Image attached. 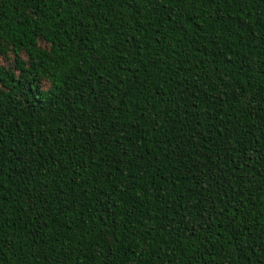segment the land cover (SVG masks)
Here are the masks:
<instances>
[{
    "label": "trees",
    "instance_id": "trees-1",
    "mask_svg": "<svg viewBox=\"0 0 264 264\" xmlns=\"http://www.w3.org/2000/svg\"><path fill=\"white\" fill-rule=\"evenodd\" d=\"M0 264H264V0H0Z\"/></svg>",
    "mask_w": 264,
    "mask_h": 264
}]
</instances>
